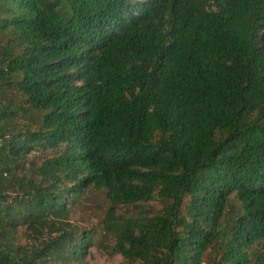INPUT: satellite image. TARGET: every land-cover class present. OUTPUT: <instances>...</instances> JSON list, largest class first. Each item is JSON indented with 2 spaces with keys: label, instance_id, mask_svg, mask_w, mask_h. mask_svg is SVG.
Segmentation results:
<instances>
[{
  "label": "trees",
  "instance_id": "16d2710c",
  "mask_svg": "<svg viewBox=\"0 0 264 264\" xmlns=\"http://www.w3.org/2000/svg\"><path fill=\"white\" fill-rule=\"evenodd\" d=\"M93 189L128 264H264V0H0V264L86 257Z\"/></svg>",
  "mask_w": 264,
  "mask_h": 264
},
{
  "label": "rangeland",
  "instance_id": "374dc122",
  "mask_svg": "<svg viewBox=\"0 0 264 264\" xmlns=\"http://www.w3.org/2000/svg\"><path fill=\"white\" fill-rule=\"evenodd\" d=\"M233 198L237 206L239 201L236 195H233ZM107 206L108 200L105 191L97 189L88 191L72 205L70 216L72 222L77 226L78 231L85 227L94 230L95 245L89 248L86 257L81 260H73L69 264H128L123 255L112 252L114 236L103 230L101 219ZM145 206L159 209L161 203L158 199H154ZM252 251L255 255L258 252H264V242L256 243ZM203 264H215L212 255H209Z\"/></svg>",
  "mask_w": 264,
  "mask_h": 264
}]
</instances>
